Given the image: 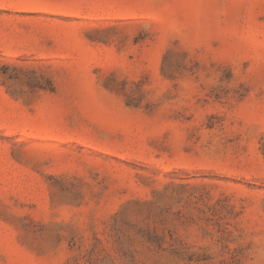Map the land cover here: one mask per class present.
Segmentation results:
<instances>
[{
  "label": "rangeland",
  "instance_id": "rangeland-1",
  "mask_svg": "<svg viewBox=\"0 0 264 264\" xmlns=\"http://www.w3.org/2000/svg\"><path fill=\"white\" fill-rule=\"evenodd\" d=\"M0 264H264V0H0Z\"/></svg>",
  "mask_w": 264,
  "mask_h": 264
}]
</instances>
